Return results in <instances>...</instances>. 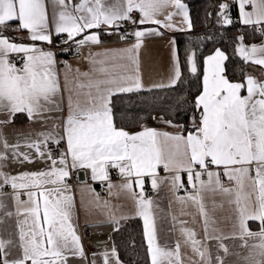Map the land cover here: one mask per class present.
Masks as SVG:
<instances>
[{"label":"snow or ice","instance_id":"6c2138e0","mask_svg":"<svg viewBox=\"0 0 264 264\" xmlns=\"http://www.w3.org/2000/svg\"><path fill=\"white\" fill-rule=\"evenodd\" d=\"M233 2L238 3L242 24L264 25V0ZM249 6L251 11L246 10ZM229 7L226 2L219 5L218 22L225 26L233 23ZM168 8L175 11L165 15ZM134 13H139V20L133 18ZM176 16L192 29L182 0H115L111 4L107 0H0V195L4 187L10 186L17 204L23 205V211L18 208L16 214L24 216L19 222L21 254L9 259L13 241L0 239L2 264H69L70 257L85 259L84 246L73 223L76 203L68 181L74 172L90 170L93 181H109L110 196L119 195L112 192L116 186L110 182L109 169L118 170L126 181L119 185L120 190L130 192L135 201L151 264H183V259L179 241L174 248L158 242L154 201L143 192L144 177L151 179L153 190L166 181L173 195L183 189L185 195L176 196L177 201L191 202L196 207L203 222L204 241H217V254L213 256L194 230L181 227L184 243L190 245L200 264H225L229 248L223 240L229 238H239L242 247H250L249 255L244 257L246 264H264V79L242 70L241 81L230 80L225 65L229 57L217 48L204 59L202 90L192 104L190 129L167 120L164 123L181 131L169 133L143 126L129 132L114 122L113 95L170 88L181 79L175 40L170 42L174 66L167 84L145 89L139 74V50L144 38L164 35L161 29L182 30L173 23ZM126 21L136 30L121 33L120 38L126 40L131 35L135 42L115 50L110 66H104L105 60H96L99 54L90 53L91 71H98L104 78H93L90 72L77 69V75L70 79L71 65L64 61L61 81L60 62L53 46L68 52L75 44L79 54L82 47L101 43L99 34L89 30L101 25L119 29ZM12 22H18L12 30L26 32L30 42H17V38L4 34ZM142 25L156 27L141 29ZM62 35L66 39L54 45V38ZM237 41L234 54L245 65L259 66L264 74V44L245 45L243 36ZM116 61H128L134 67ZM186 62L190 72L196 74L195 52L187 56ZM98 63L101 67L96 69ZM21 113L45 130L36 132L34 138L28 133L23 140L10 143L4 129ZM22 147L29 151H21ZM36 159L46 168L19 174L4 171L13 163H34ZM160 168L170 175L160 177ZM182 174L187 176V186ZM133 184L141 189L139 194L132 190ZM21 192L27 196L26 201L21 200ZM88 194L93 197L91 201L81 199L86 212L89 205L109 208V202L94 189L88 188ZM206 200L211 201V209ZM225 202L235 215L233 228L238 232L231 237L213 236L209 232L215 224L212 213ZM109 221L119 225L111 210ZM249 221L259 222L258 232L249 230ZM114 231L119 228L114 227ZM247 238L258 239V243L249 246ZM102 256L103 264H113V258L114 264H121L115 247ZM92 264H96L95 259Z\"/></svg>","mask_w":264,"mask_h":264},{"label":"crops","instance_id":"0c3cea01","mask_svg":"<svg viewBox=\"0 0 264 264\" xmlns=\"http://www.w3.org/2000/svg\"><path fill=\"white\" fill-rule=\"evenodd\" d=\"M74 2H78V0H74ZM109 4L114 3L115 0H107ZM184 3V2H183ZM186 4V3H184ZM236 4V15L235 18L238 20V24L242 26L244 25L240 22L239 19V8L238 3ZM188 8V6H187ZM247 11H251V7L249 6ZM175 11L173 8H168L165 10V15L167 12ZM49 12L51 13V8L49 7ZM189 12V9H188ZM190 17V15H189ZM134 19L139 20V13H134ZM163 19V16L160 17ZM182 18L180 16H176L173 18V23L177 26V28L182 30H168L161 29L164 32L162 36H147L143 40V44L141 49L139 50V74L141 76L142 82L145 85V89L151 87L153 84L165 83L169 82V78L173 74V66L174 61L172 57V49L173 45L170 43L174 40L175 34L183 33L189 31L186 25L181 23ZM16 24L18 22H15ZM250 26V25H249ZM255 26V25H254ZM261 26V25H260ZM141 29L156 27L155 25H142ZM136 28L130 22H122L121 27L119 29H109L107 26L101 25L98 29L89 30V33H98L100 36L101 43L99 45H88L84 46L79 50V55L73 58H67L66 52L59 51L57 53V60L60 62L58 64V69L61 72V81L63 82V73L65 71L64 64L62 62L67 61L68 64L71 65V71L69 72V78L72 79L77 75L76 70L79 69L80 72H90L93 78H104L98 71L92 72V65L89 63V56L91 54H99L95 58L97 61L105 60L106 63L104 66H110L113 61L111 57L114 54L115 50L124 49L129 47L131 44L135 42L134 37L131 35L128 36L126 40H121V33H132ZM18 36L20 37L17 42H25L28 43L26 39V32H18ZM81 37H77L80 39ZM39 44V42H37ZM245 45L251 46L252 44L261 45L264 44V36L255 41H248L244 43ZM75 46V44H73ZM44 47H48L46 45H42ZM76 47V46H75ZM175 48L176 43H175ZM216 50V49H215ZM205 55L202 59V81H203V69H204V59L212 55L214 52ZM178 52V50H177ZM179 58V57H178ZM13 59H17L15 56ZM120 63H128L130 68L134 66L130 64L128 61H116ZM19 66V65H18ZM101 65L98 63L95 65L96 69H99ZM248 73L256 76L257 78L264 79V74H262L259 66L250 65V69ZM80 79H84L81 77ZM235 82V81H234ZM119 94V93H117ZM65 97H67V93H65ZM67 108L65 103V114ZM155 117V118H153ZM149 120L145 121L138 128L125 129L129 132H136L141 130L143 126L155 128L159 131H165L169 133H177L181 131L180 128L170 126L164 121H167L163 118L161 120V116H153ZM3 118V117H0ZM173 125H180L176 123H172ZM45 130L43 126L39 123H33L28 120L26 114H17L15 121L13 124L9 125L4 129L5 134L10 143H15L19 138L23 140L24 136L28 133L33 134V138L35 137V133ZM21 151H29L28 149L21 148ZM34 155V154H33ZM46 168V165L40 160L36 159L34 163H13L10 167L4 169V171L11 172L12 174H19L22 172H33L40 171ZM160 177H165L170 175L166 173L163 168L158 170ZM182 178L184 183L187 185V176L186 174H182ZM206 178V177H205ZM135 179V178H133ZM110 182L115 185L112 189L113 193H119V195H109L108 183L109 181H93L91 179L90 170H81L76 172V176L74 179V185L72 187V194L75 197L76 209L73 216V223L77 229L78 234L81 237L87 233V238L90 242H92L93 246L86 247L85 250V259H81L78 257H70L69 264H92V260L95 259L96 264H103V256L102 254L107 251L111 253L113 245V232L114 227H118L109 221V210L119 219V224L121 221L130 218V217H139L136 215V205L135 201L132 198L130 192L121 191L119 185L125 183L126 181L120 176L118 173L117 176L113 177L110 174ZM69 183V181H68ZM106 188L107 191L105 193L99 192L100 188ZM88 188H92L96 193H99L102 200H107L109 202V208H97L93 205H89V210L86 212L84 208L81 206V199L87 203L91 201L93 197L88 194ZM134 192L137 194L140 193L141 189L133 184ZM143 192L145 196L148 198V194L151 193L152 199L154 201V215L157 223V234H158V242L161 245L167 243V245L171 248L175 247L177 241L180 242L181 248V257L183 259V264H200L199 257L193 253L190 245L184 243V237L180 233L181 227L189 228L194 230L197 233V239L206 243L212 255L215 256L217 254V241L207 240L204 241V227L201 217L199 216L196 207L191 203L187 202L181 204L177 201L176 196L183 197L185 194H180L179 192L176 195H173V192L170 189V183L165 182L160 185L157 190H153L151 187V179L149 177H144V187ZM0 200H2L4 204V208L0 209V239L12 240L14 246L11 247V255L8 257L9 259L15 258L16 256L21 254V250L19 248V231H20V221L24 219L23 215H17V209L19 208L21 212L23 211V205L17 204L15 199L13 198V190L10 186H6L2 190V195H0ZM21 200L26 201L27 196L21 192ZM209 209H211V201L206 200ZM217 203H220V198L217 197ZM13 213L12 216H7L6 213ZM175 217V219H173ZM212 217L215 220V224H212L209 228V232L213 236H221V237H231L234 231L238 232V229L233 228V224L235 223V215L232 212V209L225 202L222 208H217L214 213H212ZM142 222L143 220L139 217ZM181 221H185L183 225L180 223ZM26 227V226H25ZM249 230L252 232L259 231V222L258 221H249L248 222ZM215 229V232L212 229ZM248 245L258 243V239L255 238H247ZM145 240V238H144ZM223 242L228 246L229 253L227 256L220 251L219 254L221 256H225V264H246L244 257L249 255L250 247H242L243 241L239 238H229L224 239ZM146 246L147 242L145 240ZM95 254V257L93 256ZM118 254V253H117ZM149 257V256H148ZM3 256L0 255V264H2ZM121 261V260H120ZM114 264V258H113ZM121 264H125L121 261ZM151 264L150 257L149 263Z\"/></svg>","mask_w":264,"mask_h":264},{"label":"trees","instance_id":"16d2710c","mask_svg":"<svg viewBox=\"0 0 264 264\" xmlns=\"http://www.w3.org/2000/svg\"><path fill=\"white\" fill-rule=\"evenodd\" d=\"M189 9L192 29L175 34L174 40L178 50L181 79L164 89L141 90L139 92L119 93L111 97L114 122L117 127L125 129L138 128L153 116H161L172 123L180 124L184 130L191 128L192 104L202 90V59L205 55L219 48L229 59L225 62L226 75L232 81H241L243 72L250 65L234 54V45L238 36L244 37V43L255 41L264 36V25L260 33L254 25L242 26L234 23L236 4L233 0H182ZM228 3V14L233 20L231 25L218 22L219 5ZM16 23L5 30V35L20 39L13 31ZM191 51L196 54L197 73L190 74L186 58ZM119 231H114L113 245L119 259L125 264H148L149 257L144 240L142 222L139 217H130L120 222Z\"/></svg>","mask_w":264,"mask_h":264},{"label":"built area","instance_id":"2783aa9c","mask_svg":"<svg viewBox=\"0 0 264 264\" xmlns=\"http://www.w3.org/2000/svg\"><path fill=\"white\" fill-rule=\"evenodd\" d=\"M233 20H234V23H238V20L234 17L233 18ZM255 28H256V32L257 33H260V31H261V29H260V25H255ZM62 39H66V35H62L61 37H59V38H54V45H59L60 44V41L62 40ZM52 50H54V51H56L57 53L60 51V48H58V47H54L53 46V48H52ZM80 54V53H79ZM79 54H77V49H76V47L73 45L72 46V48H71V50H69L68 52H66V57L67 58H73V57H76V56H78ZM61 148H63V145H61L60 146ZM109 173L111 174V176H113V177H115V176H117L118 175V170L117 169H109ZM75 176H76V172H74L73 174H72V177H71V179L69 180V184L71 185V186H73L74 185V179H75ZM186 185V184H185ZM187 186V185H186ZM107 191V189L106 188H104V187H102V188H100V190H99V192H101V193H105ZM179 193L180 194H185V192H184V190L183 189H181L180 191H179ZM152 197V195H151V193H149L148 194V198H151ZM82 244H83V246H84V249L86 248V247H91V246H93V244H92V242H90L89 240H88V238H87V233L85 232V234L82 236Z\"/></svg>","mask_w":264,"mask_h":264},{"label":"water","instance_id":"95a60500","mask_svg":"<svg viewBox=\"0 0 264 264\" xmlns=\"http://www.w3.org/2000/svg\"><path fill=\"white\" fill-rule=\"evenodd\" d=\"M238 37H239V36H238ZM237 43H238V41H237L236 44L234 45V49H235ZM192 52H194V51H191L189 54H191ZM237 57H238V56H237ZM238 58H239V57H238ZM187 69H188V72H189L190 74H192V73L190 72V70H189V65H188V64H187Z\"/></svg>","mask_w":264,"mask_h":264}]
</instances>
